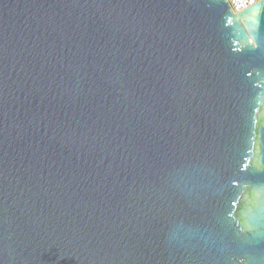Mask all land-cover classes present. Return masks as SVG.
Wrapping results in <instances>:
<instances>
[{"label": "water", "instance_id": "water-1", "mask_svg": "<svg viewBox=\"0 0 264 264\" xmlns=\"http://www.w3.org/2000/svg\"><path fill=\"white\" fill-rule=\"evenodd\" d=\"M0 264H264V0H0Z\"/></svg>", "mask_w": 264, "mask_h": 264}, {"label": "built area", "instance_id": "built-area-1", "mask_svg": "<svg viewBox=\"0 0 264 264\" xmlns=\"http://www.w3.org/2000/svg\"><path fill=\"white\" fill-rule=\"evenodd\" d=\"M233 12H239L260 0H226Z\"/></svg>", "mask_w": 264, "mask_h": 264}]
</instances>
